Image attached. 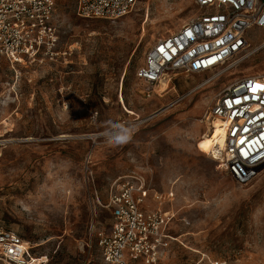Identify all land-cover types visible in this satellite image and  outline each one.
Segmentation results:
<instances>
[{
  "label": "rangeland",
  "instance_id": "1",
  "mask_svg": "<svg viewBox=\"0 0 264 264\" xmlns=\"http://www.w3.org/2000/svg\"><path fill=\"white\" fill-rule=\"evenodd\" d=\"M197 1L138 0L107 21L79 17L76 0H55L59 60L2 62L0 230L30 243L31 264H103L99 242L112 216L97 197L105 205L114 181L134 174L175 193L179 242L160 264H264V170L241 186L216 169L212 148L202 150L219 96L264 74V33L249 30L244 55L173 77L169 90L137 76L159 40L201 14Z\"/></svg>",
  "mask_w": 264,
  "mask_h": 264
},
{
  "label": "built area",
  "instance_id": "2",
  "mask_svg": "<svg viewBox=\"0 0 264 264\" xmlns=\"http://www.w3.org/2000/svg\"><path fill=\"white\" fill-rule=\"evenodd\" d=\"M138 0H76L84 19L116 21L129 15ZM201 14L179 32L159 40L146 54L138 78L148 88L170 84L179 75L217 71L245 54L249 30L264 33V0H198ZM55 0H0V66L12 68L56 63L60 58ZM264 74L227 88L207 114L212 131L219 123L222 143L208 154L216 169L238 185L253 183L264 170ZM213 134V136H214ZM215 140L214 142H216ZM175 193L149 188L140 175L114 181L107 203L111 232L99 246L103 264H160L178 237L172 235ZM155 205L151 207V203ZM30 243L16 232L0 230V264H31ZM211 264H228L211 261Z\"/></svg>",
  "mask_w": 264,
  "mask_h": 264
},
{
  "label": "bare ground",
  "instance_id": "3",
  "mask_svg": "<svg viewBox=\"0 0 264 264\" xmlns=\"http://www.w3.org/2000/svg\"><path fill=\"white\" fill-rule=\"evenodd\" d=\"M161 84H163L164 85V88H165V90H167L168 88H169V84H168V81L166 80V81H162L161 82ZM160 84V85H161ZM164 90V91H165ZM169 90V89H168ZM215 124V128H216V131H215V134L217 133V132H219V134H222V132H221V130L219 129V123L218 122H215L214 123ZM213 134H214V131H212V133L210 134V135H206L205 134V137H204V140H203V143H202V150L204 151V152H208L213 146H212V138H213ZM217 142H219L220 144L222 143V141L219 139ZM217 142H215L217 145L219 144V143H217ZM211 152V151H210ZM209 152V153H210ZM208 153V154H209Z\"/></svg>",
  "mask_w": 264,
  "mask_h": 264
},
{
  "label": "snow or ice",
  "instance_id": "4",
  "mask_svg": "<svg viewBox=\"0 0 264 264\" xmlns=\"http://www.w3.org/2000/svg\"><path fill=\"white\" fill-rule=\"evenodd\" d=\"M260 87H264V86H257V88H260ZM116 139L118 142H122L124 139H126V137L123 135H118Z\"/></svg>",
  "mask_w": 264,
  "mask_h": 264
},
{
  "label": "clouds",
  "instance_id": "5",
  "mask_svg": "<svg viewBox=\"0 0 264 264\" xmlns=\"http://www.w3.org/2000/svg\"><path fill=\"white\" fill-rule=\"evenodd\" d=\"M131 138L130 137H128V138H126V139H124L122 142H120V143H126L128 140H130Z\"/></svg>",
  "mask_w": 264,
  "mask_h": 264
},
{
  "label": "crops",
  "instance_id": "6",
  "mask_svg": "<svg viewBox=\"0 0 264 264\" xmlns=\"http://www.w3.org/2000/svg\"><path fill=\"white\" fill-rule=\"evenodd\" d=\"M150 203H151V202H150ZM154 206H155V205H153V204L151 203V207H154ZM167 209L170 210V207H167ZM171 209L174 210V209L172 208V206H171Z\"/></svg>",
  "mask_w": 264,
  "mask_h": 264
}]
</instances>
